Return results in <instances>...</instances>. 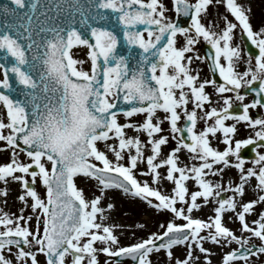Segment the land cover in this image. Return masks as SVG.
Segmentation results:
<instances>
[{
	"label": "snow or ice",
	"instance_id": "obj_1",
	"mask_svg": "<svg viewBox=\"0 0 264 264\" xmlns=\"http://www.w3.org/2000/svg\"><path fill=\"white\" fill-rule=\"evenodd\" d=\"M11 3L16 7H0L5 13L30 7L35 19L29 16L23 31L0 33V86L8 90H0V151L10 153L7 161L0 162V196L6 202L8 185L16 182L20 185L17 199L23 203L18 215L0 209V264H98V253L109 258L131 257L135 264H152L151 255L161 251L171 264H201L194 250L211 264L205 241L240 245L225 252L221 264H264L250 259L264 256V210H256L257 205L264 204V152H256L253 166L247 168L240 156L242 146L264 140V118L249 115L250 107H264V26L254 29L251 9L239 0H174L175 12L190 20L187 26H181L166 14L163 0H89L90 8L111 12H97L91 19L85 16L78 23L71 16H63V0H56L55 16L49 15L51 7L38 0ZM213 5H223L227 13L222 28L207 22L208 9ZM109 17L123 25L129 45H139L143 50L132 67L123 55L116 54L117 33L96 24ZM237 29L241 39L246 36L258 49L254 58L246 57L243 71L237 70L244 59L241 46L233 43ZM178 35L183 38L179 46ZM201 38L214 52L199 54L195 46ZM79 46L87 48L89 70L83 67L84 59L76 58ZM197 61L210 62V70L218 72L223 82L201 78L199 70L191 67ZM13 76L24 86L23 98L11 94ZM209 85L221 95L223 104L204 110L205 102L212 103L206 91ZM242 87L256 96L250 104H241V112L230 111L232 96L223 94L234 92L243 102L247 92L241 94ZM198 109L204 110L202 116ZM158 110L165 113L163 119L169 122L173 134L187 132V136L173 135L176 145L163 156L161 150L168 136L154 135L162 132ZM181 113L183 127L178 126ZM136 114H145L142 122L119 120L120 115L132 118ZM206 118L213 122L196 130L198 119ZM229 118L259 128L254 137L235 140L232 147L236 125L226 124ZM127 128L147 133L150 154L145 157L144 144L138 135L127 136ZM217 131L224 134L223 142L228 145L222 151L210 143L209 135L214 137ZM110 140L114 142L108 143ZM182 150L198 163L181 166ZM145 160L147 171L140 169V173H151L153 183L165 178L174 182L172 194H163L158 187L137 179L138 163ZM162 165L166 166L163 175L158 171ZM229 166L240 170L238 183L230 181L226 189L207 179L209 174H222ZM189 173H194L198 190L189 192L185 183ZM81 175L97 182L96 194L86 196L78 187L76 178ZM252 179L256 181V197L245 201L246 186ZM38 181L45 189L43 195L37 189ZM112 189L142 198L157 210L171 211L173 219L145 238L121 245L116 226L106 222V209L115 207L107 202V191ZM227 191L234 195L221 197ZM153 197L158 202L154 203ZM198 197L204 204L210 197L216 200L214 215L207 220L192 215L201 208ZM28 208L31 211L26 214ZM229 210L239 221L241 235L223 222ZM247 214H253L250 222ZM176 217L185 222H174ZM202 230H207L206 234L202 235ZM97 242L99 247L95 246ZM176 245H185L182 258L174 256ZM40 256L45 257L43 262Z\"/></svg>",
	"mask_w": 264,
	"mask_h": 264
},
{
	"label": "rangeland",
	"instance_id": "obj_2",
	"mask_svg": "<svg viewBox=\"0 0 264 264\" xmlns=\"http://www.w3.org/2000/svg\"><path fill=\"white\" fill-rule=\"evenodd\" d=\"M168 1H170L169 4H168ZM163 2L165 3V5L167 7V13L166 14L172 19L173 10L171 7V4H172L171 0H163ZM239 2L242 3L245 7L251 9V12H250L251 23H252L254 29L258 30L259 27L264 26V0H248V1L246 0V2H244L243 0H239ZM226 14L227 13L225 12V8L223 5H219V6L213 5L208 9L207 22L210 24H213L216 27L222 28L223 27V19L222 18ZM228 19L231 20V19H233V17L231 15H228ZM236 33H237V35H236V37H234L233 43L234 44H240V46H243V41L240 38L241 37L240 30L237 29ZM205 42L206 41H204L203 38H201L197 42V45L195 46L196 50L199 52V54L201 56H202V53L198 48L201 44H203ZM182 43H183V38L178 35L177 45L179 46ZM75 51L77 53L76 58L80 59L79 58V54H80L81 59H82V57L84 55L81 52L82 51L81 48L76 49ZM242 53H245L244 49H241V54ZM246 56H244L242 54V57L244 59H242L238 63V65L247 67V63L245 62ZM78 67H79V65H78ZM191 67L199 70L201 78H203V77L209 78V75L207 76V71H206L204 61H197ZM85 69L89 70V68H85ZM212 88L213 87L211 85L206 86V91L211 96L212 103L209 104L208 102H205L204 110H208L210 107H219L223 104V100L221 99V96H219L217 93H214L212 91ZM228 95L232 96V100H233L232 104L233 105L236 104L235 94L234 93H228ZM213 101L215 102V104L213 103ZM188 107H189V109H191L192 104L190 103L188 105ZM204 110L198 109L197 110L198 115L202 116ZM144 115L145 114H136L132 118H125L123 115H120L119 120L121 123H125L126 120H128V119H130L132 122L140 123L143 121ZM156 116L159 117L161 120L162 132L159 134H154V135L157 137L159 135L168 136V143L166 145L162 146L161 156H163L166 153H168L172 147H174L176 145V140L172 139L173 135L179 136L180 134L179 133L173 134L171 132L169 122L163 119V117L165 116V113L163 112V110H158L156 113ZM183 120H184V116H183V113H181V120L178 121V126H180L182 124ZM153 122L154 123L156 122L155 119ZM212 122H213L212 118H206V120L198 119L197 125H196V130H201L205 126V123L211 124ZM225 123L236 125V132L234 134H232V136H233L232 147H235V143H234L235 140L246 139L249 136H252V134H253V132L249 131V130H245L244 132H240V131L238 132L237 121H235L231 118L226 120ZM125 132H126L127 136L138 135L140 140L144 144V155H145V157L148 154H150L151 145H150V143H148V137H147L146 132H143V131L138 132L134 128H127V129H125ZM223 135L224 134L220 131H217V133L214 137L211 134L209 135L211 145L213 147L217 148L218 150H221V151L225 147L228 146L223 142ZM113 142H114L113 140H110L108 143H113ZM0 144H3V142L0 141ZM99 146L101 148H103L104 143L100 142ZM132 151L134 153L135 149H132ZM180 154L183 155L182 165L180 164L181 166L188 165L189 167H191L193 164L198 163V161H195L194 159H192L191 154L187 150H182L180 152ZM9 155H10V153L8 151H0V162L7 161L9 159ZM109 157L113 158L111 153H109ZM21 159H24L23 153H21ZM230 160L234 161L235 157L230 156ZM253 160H250L249 162L245 161V168L252 167L253 166V164H252ZM124 162L125 163L127 162V150H125V161ZM220 167H224V166L220 165ZM140 169H144L145 171H147L146 160L140 161L138 163V169L135 172L137 179L142 181V182L147 181L153 187H158L159 190H161L163 194H166V195L172 194V189L175 186L174 182L171 181V187L169 189H163L160 185H158V183H153L152 178H151V173L142 175L139 171ZM159 172L163 175L166 172V166L162 165ZM239 172H240L239 169L235 168L234 166H229V167H225V171L222 174H220V175L209 174L207 179L211 180L213 183L219 182V183H221V185L223 187H225L227 189L230 181L233 183L239 182V180H238ZM175 175H179V174L176 173ZM189 177H190L189 180L185 182L189 192L198 190L199 186L195 183L194 173H189ZM76 180H77L78 187L83 188L86 196H92V195L97 193V191H98L97 182L94 179H86L84 176H79L76 178ZM255 183H256V181L254 179H252L250 184L246 186V192H245L244 197H243V199L245 201L256 197ZM0 186H2V185H0ZM8 187H9V195L6 198V202H5V198L3 196H0V209H3V211L18 215L19 209L21 207H23V203L17 199V195L20 191V185L16 182H10ZM37 189H38V191L41 192L42 195L44 194L45 189L39 183V181L37 182ZM230 195H234L233 191H227V192L221 193V197L224 196V198H226L227 196H230ZM107 198H108L107 202H111L115 206L111 210L107 209L106 213L109 215V217L113 221L116 222V223L111 222L110 224H114L116 226L114 231L117 234L121 245H127L129 243L136 242L137 240H139L141 238H145L150 232L160 230V228H159L160 225H166L167 221L173 219V214L171 213V211L157 210V209H155V207L153 205H149L144 199L139 198V197H135V196L131 195L130 193H124L123 191H121L119 189L108 190L107 191ZM151 199H153L154 203L158 202L155 200L154 197ZM197 203L201 204V208L197 209L198 213L197 212L195 214L192 213V215L194 217L203 218V219L207 220L214 215L213 208L216 204L215 199L210 197L209 203L204 204L203 198L198 197ZM179 206H180V202L177 201V207H179ZM256 210H257V212L264 210V204L257 205ZM25 211L27 214L28 212L31 211V209L28 208ZM146 216H147V219H146ZM229 217H231V219H229ZM255 218L258 219L259 217L257 216ZM247 219L249 221H250V219L252 220L253 214H247ZM223 221L229 228H231L235 232V234L241 235V228L239 225V221L236 219V217L234 216V214L232 213L231 210L227 211L224 214ZM106 222L109 223L108 221H106ZM174 222L184 223L185 221H183V219L180 217H176ZM140 225H143V227H140ZM206 232H207V230H202L201 234L204 235V234H206ZM243 235L249 236L248 233H243ZM250 239L255 241L256 244L260 243V241L257 238L250 237ZM95 246L99 247L100 246L99 242H97V244ZM204 246L207 248H209V246L213 248V252H210L211 264H221V258L225 252L229 251L232 248H239L240 247V245L235 243V242H232L230 246L227 244L220 246V245L214 244L211 241H205ZM173 250H174V256L182 258V255H183L184 250H185V245H176V246H174ZM194 254L201 257V264H207L206 261L202 260L203 254H200L198 252V250H194ZM39 259L41 260V262H43L45 260L44 256H40ZM150 259L152 261V264H171V261L165 255V253L163 251H161L160 253H153L151 255ZM250 259H252L253 261H256V262L264 261V256H255V257H251ZM97 260H98V264H105V262H107V264H135V263H131L129 261L116 263L113 260V257L109 258V256L107 254H104V253H98Z\"/></svg>",
	"mask_w": 264,
	"mask_h": 264
},
{
	"label": "water",
	"instance_id": "obj_3",
	"mask_svg": "<svg viewBox=\"0 0 264 264\" xmlns=\"http://www.w3.org/2000/svg\"><path fill=\"white\" fill-rule=\"evenodd\" d=\"M25 2L26 4H31L33 0H25ZM38 2L41 4H46L49 7H51L52 11L49 15L52 16L57 15L54 7L56 0H38ZM69 4H73L75 5V7L69 8L68 7ZM2 5H8L13 8L16 7L11 3V0H0V6ZM88 5H89V0H63V16L65 17V19L71 16L78 23L79 20L83 19L85 16L90 18L92 15L94 17L97 12H100L101 14H105V15L111 12V10H106V9H97L94 7L90 8ZM25 13H27V15H25ZM29 16H33V18L35 19L34 13L32 12L30 7L17 9V11L14 13H5L2 9H0V33L4 31H10L12 33H15L18 29L20 31H23V25L25 24ZM113 21L114 18L109 17L105 20L96 21V24L98 26H107L112 29V25L113 26L115 25ZM175 21H177L181 26H187V24L190 22L189 17L184 16L182 13H177ZM116 23H117V29H119V30H115L117 36L119 37L116 48V54L123 55L125 59L128 61L129 66L132 67L139 60L140 53L143 50L139 47V45H129L123 36V25H121L117 19H116ZM138 27H143V26H138ZM243 39L245 40L246 43V50L251 54L257 53L255 48L252 47L253 45L251 44V42L247 40L246 36ZM208 48L209 47L207 45L203 46V51L205 55L210 51ZM216 74L214 73V78L218 79ZM10 83L13 85L11 89V94L15 98H23L24 86L19 84L14 76L10 80ZM0 90H4L2 89V86H0ZM4 91H8V90H4ZM181 135L187 136L186 130L182 132ZM253 149H254V145H248L243 149L242 154H244V152L247 151L246 155L248 153H251V156H247V158H253L254 157V154L252 153ZM114 259L116 262L129 260L132 263H135V261L131 257H114Z\"/></svg>",
	"mask_w": 264,
	"mask_h": 264
},
{
	"label": "flooded vegetation",
	"instance_id": "obj_4",
	"mask_svg": "<svg viewBox=\"0 0 264 264\" xmlns=\"http://www.w3.org/2000/svg\"><path fill=\"white\" fill-rule=\"evenodd\" d=\"M169 3H170V1H168V4H169ZM79 47H81V50H82L81 52H82V54H83V55H86V53H87V48H86L85 46H79ZM253 58H254V56H253ZM82 59L85 60V64H84V66H85V67H88L89 64H90L89 59H88L86 56H84ZM253 63H254V59H253ZM246 68H247V67L240 66V65L237 66V70H238V71H243V70H245ZM253 84H254V86H256V87L259 86V82H258V81L253 82ZM240 92H241V94H244L245 92H247V95H245V99H244L243 102H241V101H239V100L236 99V105L239 106V107H240V110L242 111L241 104H242V103H249V104H250L251 101L255 98L256 94L250 92L249 89H246V88H244V87H242V88L240 89ZM233 93H234V92H233ZM234 94H235V93H234ZM261 95L264 96V93H262ZM262 103H264V101H262ZM240 110H239V112H241ZM249 115H250V117H252L253 119L258 118V117H262V118H264V107H260L259 105H257V107H255V108H251V107H250V108H249ZM237 124H238V132H239V131H240V132H244L245 130L252 131V132H253L252 137L255 136V132H256V131L258 130V128H259V126H257L256 128H253L252 126L248 125L247 122H243V121H241V122H237ZM254 142H255L257 145H260L259 147H256L255 151H256V152H264V144H261L262 141L259 140V139H256V140H254Z\"/></svg>",
	"mask_w": 264,
	"mask_h": 264
},
{
	"label": "bare ground",
	"instance_id": "obj_5",
	"mask_svg": "<svg viewBox=\"0 0 264 264\" xmlns=\"http://www.w3.org/2000/svg\"><path fill=\"white\" fill-rule=\"evenodd\" d=\"M244 2H246V0H243ZM248 1V0H247ZM182 158H183V155H181L180 153H179V160H180V164L182 165ZM160 169H158V171H159ZM158 185H160L163 189H169L170 187H171V181H169V180H167L166 178L163 180V181H160V182H158ZM107 210V209H106ZM107 211H105V214H106V216L108 217V222L109 223H116L115 221H113L110 217H109V215L106 213ZM198 213V210H194L193 211V214H195V213ZM146 219H147V216H146ZM250 221H251V219H250ZM249 221V222H250ZM224 222V221H223ZM209 249H210V252H213V248L212 247H210L209 246Z\"/></svg>",
	"mask_w": 264,
	"mask_h": 264
}]
</instances>
